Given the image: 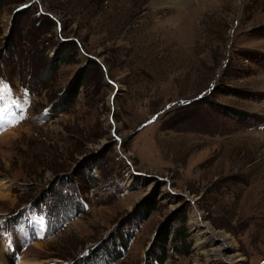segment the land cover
I'll list each match as a JSON object with an SVG mask.
<instances>
[{
    "label": "rangeland",
    "instance_id": "1",
    "mask_svg": "<svg viewBox=\"0 0 264 264\" xmlns=\"http://www.w3.org/2000/svg\"><path fill=\"white\" fill-rule=\"evenodd\" d=\"M183 210L190 253L163 264H225L221 245L264 264V0H0V242L17 255L0 264H76L122 231L112 264H157ZM38 212L56 232L29 240ZM197 214L224 243H201Z\"/></svg>",
    "mask_w": 264,
    "mask_h": 264
},
{
    "label": "trees",
    "instance_id": "2",
    "mask_svg": "<svg viewBox=\"0 0 264 264\" xmlns=\"http://www.w3.org/2000/svg\"><path fill=\"white\" fill-rule=\"evenodd\" d=\"M85 77V71L81 68L77 73L69 80L66 87L63 89L61 96L57 102L58 110L65 111L71 106L75 101L76 96L79 92V87ZM53 106V105H52ZM141 217L142 219L147 218L148 214L155 210L156 201L149 200L148 198L141 201ZM75 215V214H74ZM175 221H180V224L174 228H171V222L164 223L161 228L156 233L155 240L159 242L161 246L160 254L154 258L157 264H163L167 258V250L170 249L175 254L188 255L190 253V245L186 243V216L183 210L181 214H178L172 219ZM56 231H50L48 224V229L46 231V236L53 235ZM131 233L122 231V233L116 235L115 239L111 242L112 248L96 247L90 249L85 256L78 258L76 264H99L98 262L102 259L103 263L100 264H112L113 262L119 260L123 257L126 251L128 243L132 239ZM171 242L170 248H167V244ZM84 260H89L84 262ZM156 264V263H154Z\"/></svg>",
    "mask_w": 264,
    "mask_h": 264
},
{
    "label": "bare ground",
    "instance_id": "3",
    "mask_svg": "<svg viewBox=\"0 0 264 264\" xmlns=\"http://www.w3.org/2000/svg\"><path fill=\"white\" fill-rule=\"evenodd\" d=\"M43 219H47V217L44 216L42 213L38 212L37 214H35V217L32 218V221L31 220H28L33 226L36 227V229H32L33 235L29 239H31V240L32 239H35V236H37L39 238L46 236V233L44 235L41 234L42 231H43V227H44V225H43L44 224ZM37 223H39V224H37ZM40 223L42 224L41 225L42 230H38V228H37V225L39 227ZM193 227H194V229L197 230V233L199 234L198 236H199V238L201 240V243L203 242V243H206V244L211 245V244H214V241L215 240H219V239L222 238L219 235L216 236L215 233L206 224H204L202 222L201 217L198 214L195 215V223H193ZM221 241H222V243H224V238H222ZM30 247H32V246H29V247H26L25 246L23 249L26 248L25 249V251H26ZM21 248H22V246L21 247L18 246L16 249L18 250V249H21ZM225 248L226 247L224 245H221V246H219V249H217L218 250V256L220 257V259H219L220 262L225 263V264H237L238 262H240L242 260V259L235 260V258L234 259L233 258L232 259H229L228 258L227 260L223 259L222 257L224 256L223 253H224V249ZM0 251L1 252L4 251L8 255V260H5V262L8 261V263H9V258H12V257H14V258L16 257L17 258V255H15V253H14V256H11L12 254L10 255V251L9 250H5V247L3 246V244L1 242H0ZM25 251H21L22 258H20V261H19L21 263H22V261L24 259V253H25ZM3 260H4V258L2 256V254H0V261H3Z\"/></svg>",
    "mask_w": 264,
    "mask_h": 264
},
{
    "label": "crops",
    "instance_id": "4",
    "mask_svg": "<svg viewBox=\"0 0 264 264\" xmlns=\"http://www.w3.org/2000/svg\"><path fill=\"white\" fill-rule=\"evenodd\" d=\"M1 254L5 260H8V255L6 254V252L2 251Z\"/></svg>",
    "mask_w": 264,
    "mask_h": 264
},
{
    "label": "snow or ice",
    "instance_id": "5",
    "mask_svg": "<svg viewBox=\"0 0 264 264\" xmlns=\"http://www.w3.org/2000/svg\"><path fill=\"white\" fill-rule=\"evenodd\" d=\"M153 120H155V117H153ZM114 135H115V131H114Z\"/></svg>",
    "mask_w": 264,
    "mask_h": 264
}]
</instances>
